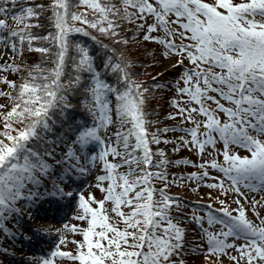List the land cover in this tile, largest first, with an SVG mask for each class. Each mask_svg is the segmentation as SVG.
<instances>
[{
  "label": "snow or ice",
  "instance_id": "obj_1",
  "mask_svg": "<svg viewBox=\"0 0 264 264\" xmlns=\"http://www.w3.org/2000/svg\"><path fill=\"white\" fill-rule=\"evenodd\" d=\"M0 246L264 264V0H0Z\"/></svg>",
  "mask_w": 264,
  "mask_h": 264
},
{
  "label": "rangeland",
  "instance_id": "obj_2",
  "mask_svg": "<svg viewBox=\"0 0 264 264\" xmlns=\"http://www.w3.org/2000/svg\"><path fill=\"white\" fill-rule=\"evenodd\" d=\"M143 78V77H142ZM168 78H170V77H165V79H168ZM162 95V97H163V99H162V101H161V105H162V107L164 108V112H167V111H170L171 109L170 108H168V107H166V106H164V102L165 101H167L168 100V98H169V96L171 95V93H168V94H161ZM153 105H155V101H153ZM164 112H162L161 113V116H163V114H164ZM176 121H173V120H168V119H164L163 120V123L162 124H168V125H172V124H174ZM161 124V125H162ZM182 133H179V132H168V133H165L164 135H167V136H169V137H171V136H179V135H181ZM169 149H171V145H168L167 146ZM168 149V154H169V159H171V160H176V159H179V158H181V157H186V158H189V159H191V158H193V155H192V153L188 150V149H181L178 153H176V154H172L171 153V150H169ZM169 168H173L174 169V172H176V173H180V172H184L185 174L187 173V172H189V171H193L194 169H192L191 167H186V166H184V165H180V166H176V165H173V166H171V167H169ZM168 168V169H169ZM185 183H187V181L185 182ZM204 192H206V191H208V189H206V188H204V189H202ZM176 192H179V193H181V195H183L184 197H186V198H188V199H195L194 197H192L191 195H190V193H189V191L186 189V188H182V187H174V193H176ZM234 206V205H233ZM49 215H51V212H49ZM52 223H55L56 221L55 220H53V221H51ZM43 223V222H42ZM20 247H19V246ZM28 245H22V244H20L19 242H17L14 246H13V249H15V248H22L23 249V251H24V254L25 255H28L29 253H28ZM14 257V259H12V257H9V256H7L6 254L4 255V253H2L1 251H0V259H2L3 260V263L5 262L6 264H15V261H17V260H19V253L17 252V253H15V255L13 256Z\"/></svg>",
  "mask_w": 264,
  "mask_h": 264
},
{
  "label": "trees",
  "instance_id": "obj_3",
  "mask_svg": "<svg viewBox=\"0 0 264 264\" xmlns=\"http://www.w3.org/2000/svg\"><path fill=\"white\" fill-rule=\"evenodd\" d=\"M27 2H32V0H27ZM44 2H47V0H44ZM36 31H39V29H36ZM39 54L38 53H34L33 54V58H38ZM163 126V124L161 125V127ZM169 149V148H168ZM171 150V149H169ZM168 171L171 173V172H174V169L173 168H169ZM171 191H173V188L171 189Z\"/></svg>",
  "mask_w": 264,
  "mask_h": 264
}]
</instances>
